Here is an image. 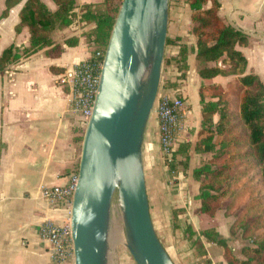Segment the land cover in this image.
<instances>
[{
  "label": "crops",
  "instance_id": "0c3cea01",
  "mask_svg": "<svg viewBox=\"0 0 264 264\" xmlns=\"http://www.w3.org/2000/svg\"><path fill=\"white\" fill-rule=\"evenodd\" d=\"M41 1L50 12L56 9L51 0ZM100 1L75 0L74 12L85 4ZM218 2L220 19L247 36L245 46H236L246 59V72L257 75L264 85V0ZM22 6L23 2L15 5L1 17L4 0H0V55L10 46L18 49L29 46L27 27L15 30ZM86 28L74 19L71 26L52 34L51 46L8 64L0 73V264H51L48 243L40 236V226L45 221L63 223L67 212L62 205L52 206L42 199L39 188L64 186L73 174V164L79 159L81 143L76 144L73 140L83 129L79 118L68 111L65 89L57 82L68 67L90 56L84 36ZM190 28V11L185 1L169 0L168 43L164 56L177 58L181 47H185L188 71L181 81L176 79L179 72L173 65L165 66L158 92L177 91L187 104L188 131L177 145L194 143L199 123L198 98L194 89L199 82L223 86L232 79L231 76H216L203 80L195 75L191 53L194 38ZM72 37L77 38V44L66 46L64 40ZM54 47H59V51ZM170 75H174L172 79L179 83L177 88H163V79H169ZM141 151L150 218L173 263L226 264L221 247L200 236L188 239L184 233L187 226L194 230L212 227L218 234L220 231L212 225L201 227L207 217L196 214L199 207V202L194 199L196 183L178 166L176 180L170 182V173L164 170L162 162L157 122L152 114ZM194 158L191 155V167L195 166ZM173 210H179L177 227L172 220ZM217 217L218 214L207 219L214 222ZM227 220L224 222L228 224ZM67 264H72V261Z\"/></svg>",
  "mask_w": 264,
  "mask_h": 264
},
{
  "label": "trees",
  "instance_id": "16d2710c",
  "mask_svg": "<svg viewBox=\"0 0 264 264\" xmlns=\"http://www.w3.org/2000/svg\"><path fill=\"white\" fill-rule=\"evenodd\" d=\"M51 1L56 7L53 12L41 0H4L1 17L23 2L15 30L27 27L29 46L5 49L0 55V73L8 64L51 46L52 34L71 26L74 19L87 26L84 36L90 55L98 51L101 53L100 60L103 59L122 0L85 4L78 12H74L75 0ZM184 1L190 11L195 75L203 80L216 76L233 77L225 86L211 84L199 87V123L194 143L177 145L168 167L169 173L177 175V166L181 165L183 174L196 183L194 199L199 202L196 214L213 218L220 213L225 218H233L228 230L229 238H221L214 228L194 230L187 226L184 233L188 239L200 236L221 247L226 264H264V197L240 205L237 200L243 198L246 190L235 192L237 184L252 169L257 170L264 188V85L257 75L246 72V59L236 46H245L247 36L220 19L218 0ZM167 43L166 39L165 45ZM64 44L75 46L77 38H68ZM54 49L59 51V47ZM185 51V47H181L177 58L164 56L162 65V69L173 65L179 72L176 79L181 81L188 71ZM177 80L169 78L164 83L168 84L167 88H177ZM82 137L83 131L73 141L79 144ZM191 155L207 158L191 167ZM78 160L72 166L73 174H77ZM177 212L179 210L172 212L175 227ZM239 232L240 239L247 245L236 256L229 241Z\"/></svg>",
  "mask_w": 264,
  "mask_h": 264
},
{
  "label": "water",
  "instance_id": "95a60500",
  "mask_svg": "<svg viewBox=\"0 0 264 264\" xmlns=\"http://www.w3.org/2000/svg\"><path fill=\"white\" fill-rule=\"evenodd\" d=\"M169 0H122L83 131L70 230L73 264H109L113 197L134 264H174L149 213L142 143L158 94Z\"/></svg>",
  "mask_w": 264,
  "mask_h": 264
},
{
  "label": "built area",
  "instance_id": "2783aa9c",
  "mask_svg": "<svg viewBox=\"0 0 264 264\" xmlns=\"http://www.w3.org/2000/svg\"><path fill=\"white\" fill-rule=\"evenodd\" d=\"M101 53L95 52L86 60L68 67L58 78L59 87L65 89L68 111L79 118V125L85 129L91 115L102 68ZM187 104L179 92H158L151 114L157 122V136L162 161L168 170L177 143L187 133ZM169 171V170H168ZM171 183L175 175L170 173ZM77 184V174H71L64 186H41L40 196L50 205H62L67 212L63 223L45 221L40 226V236L48 243L51 264H73V246L70 230L72 196Z\"/></svg>",
  "mask_w": 264,
  "mask_h": 264
},
{
  "label": "rangeland",
  "instance_id": "374dc122",
  "mask_svg": "<svg viewBox=\"0 0 264 264\" xmlns=\"http://www.w3.org/2000/svg\"><path fill=\"white\" fill-rule=\"evenodd\" d=\"M172 78H174V75H170V79ZM231 78L233 79L232 76ZM164 82H165V79L163 80V83ZM166 85L168 84L164 83L165 87L163 88H167ZM207 85L208 84L199 82L198 87L194 89L196 90L195 91L196 94L200 86H207ZM159 87H160V84H159ZM206 98H207V95H206ZM194 157H195L194 158L195 166H197L200 163V160L205 161L207 158V157L204 158L201 156H194ZM163 166H164V170L166 171L167 168L165 167V165ZM178 167L180 168V170L182 169L181 165H179ZM235 189H236L235 192H239L240 190H246V192L242 196L243 198L240 200H237V204H240V205H243L249 201L264 197V188L261 186L260 177L258 176L256 169L249 170L248 173L237 184ZM220 217H223V215L219 213L218 217L214 220V222H211L210 220H208L207 219L208 217H207L206 220L203 221V223L201 224V227L205 225H212L213 227H216L219 229L220 231L219 235H229L228 226H230V224L232 223L233 218L230 217V219L227 220L229 224L228 225L226 222H224V220L228 218H225V217L220 218ZM236 235L237 236L233 240L229 241V246L233 249L234 254L236 256H239L240 249L243 246L247 245V242L240 239V232L237 233ZM127 246H128V243H127V239L125 237L124 231H123L122 222L120 219V211L116 203V198L113 197V200L111 202V207H110L109 235L107 236V259L109 260V264H134L132 259L129 256Z\"/></svg>",
  "mask_w": 264,
  "mask_h": 264
}]
</instances>
